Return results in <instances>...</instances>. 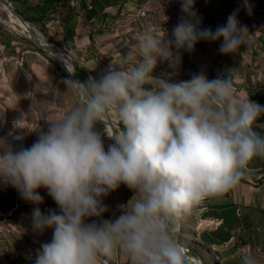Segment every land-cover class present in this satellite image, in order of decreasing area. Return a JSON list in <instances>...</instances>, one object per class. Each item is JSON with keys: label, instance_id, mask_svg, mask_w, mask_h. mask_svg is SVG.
<instances>
[{"label": "clouds", "instance_id": "1", "mask_svg": "<svg viewBox=\"0 0 264 264\" xmlns=\"http://www.w3.org/2000/svg\"><path fill=\"white\" fill-rule=\"evenodd\" d=\"M195 0H179L171 29H145L134 63L111 61L97 77L66 79L74 103L48 121L47 130L28 129L20 118L0 136V185L30 202L34 233L52 229L32 264H109L117 253L130 264H189L173 226L206 198L234 187L248 162L264 156V135L253 127L264 106L234 93L227 77L203 72L170 81L154 76L158 61L177 69L182 51L199 41H219L218 52L235 53L246 44L247 27L237 10L226 22L201 27ZM243 7L251 14L248 0ZM125 55H128L126 53ZM40 91H44L41 86ZM118 127L105 148L101 122ZM36 131L27 147L14 145ZM121 184L133 195L114 220L93 219L107 211L102 198ZM45 189L57 208L41 211ZM241 264H256L247 250Z\"/></svg>", "mask_w": 264, "mask_h": 264}, {"label": "crops", "instance_id": "2", "mask_svg": "<svg viewBox=\"0 0 264 264\" xmlns=\"http://www.w3.org/2000/svg\"><path fill=\"white\" fill-rule=\"evenodd\" d=\"M11 3L27 21L44 26L61 49L75 57L79 72L86 75L84 81L97 77L111 61L134 63L137 59L136 43L145 29L159 34L167 31L170 36L180 14L179 0H11ZM243 4L244 0H195L194 3L201 17V27L213 29L224 24L227 16L238 9L237 19L247 27L248 33L245 34L246 44L235 53L218 52L219 41H199L192 51H182L177 69L158 61L153 75L164 76L170 81L189 79L191 74L198 72L205 73L210 79L228 76L237 96L248 97L264 106V0H248L251 14ZM143 11L145 14L141 15ZM23 43L24 40L0 25V55H15L18 59L0 68V136L7 135L12 122L22 114L21 123L25 127H39L46 131V118L64 110L58 105L57 94L50 93L43 83L36 70L39 69L38 63L27 56L30 50L24 48ZM22 53L26 54V60ZM33 73L34 81L31 80ZM41 86L45 92L39 90ZM111 118L116 121L115 117ZM253 127L264 135V115ZM98 129L102 133L107 131ZM13 132L26 133L21 141L25 147L37 136L36 131L27 129H13ZM104 142L106 148L111 138L107 137ZM38 191L44 197L39 205L41 211L55 210L57 205L45 189ZM132 195V190L121 184L102 198L107 211L99 218H88V221L114 220L123 211L119 205L126 203ZM32 207L17 190L0 188V253L25 244L35 245L38 249L41 243L51 239V228L42 234L32 231ZM195 208L190 213L197 212L199 221L192 224L189 213L175 223L173 230L176 238L184 236L182 227L187 239L189 235L193 236L198 247L191 249H198L194 255L202 262L205 260L208 264L209 260H214V255L220 264H241L242 255L247 250L255 257L256 264H264V156H255L248 162L234 187L204 199ZM202 213L207 215L203 217ZM194 228L198 231L196 235L192 233ZM201 231L216 232L217 240L219 236L228 235V238L215 243L206 242L201 238ZM0 264L31 263L20 257L11 261L0 259ZM109 264L130 262L126 256L117 253Z\"/></svg>", "mask_w": 264, "mask_h": 264}, {"label": "rangeland", "instance_id": "3", "mask_svg": "<svg viewBox=\"0 0 264 264\" xmlns=\"http://www.w3.org/2000/svg\"><path fill=\"white\" fill-rule=\"evenodd\" d=\"M11 2V0H9ZM14 4V3H13ZM145 12H141V15H144ZM8 13L5 10L0 9V25L5 27L11 34L15 35L16 38H21L22 40H24L25 44L24 48H29L30 52L27 56H30V58H33L37 61L38 63V67L39 69H36L39 72V76L42 77L43 83L46 84L48 86V89L51 92H55L57 94V99H58V105L62 106L64 109L71 106L74 101H75V96L71 93L66 91V85L64 83V81L66 79H69L68 74L66 73V71L57 63L56 60H54L53 58H51V55H49V53L43 49V51H39L37 49V47L42 48L41 46H39L38 44H35L31 39H29L25 34H20L19 32L15 31L12 27H10L9 25L6 24L5 20H8ZM30 24V25H29ZM27 24L29 26V28L27 27L26 29L30 31H34L36 33H38L39 35H44L45 37L48 38V41L52 44H54L55 46L61 48L54 40L53 36L51 34H48L45 30L44 26H41L40 24L34 23L32 22ZM69 54V53H68ZM71 56V54H69ZM23 57H25L26 60V54L22 53ZM6 57V56H5ZM8 57V56H7ZM73 62L76 64V77L78 80H80L81 82H83L85 80L86 75H84L82 72H79V70L77 71V62L75 61V57L71 56ZM26 67V66H25ZM27 68V67H26ZM27 73H30L29 70H27ZM31 80L34 81L36 79V77L33 75L31 76ZM49 93V94H50ZM59 111H57V115L59 114ZM53 116V113H52ZM114 122H116L113 118H111ZM117 123V122H116ZM97 128H105V125L103 124V122H101L100 124L97 125ZM109 131L107 130L105 133H102L104 137L103 140H105L107 137L110 138L109 136ZM198 206V205H196ZM197 208V207H196ZM195 208V209H196ZM199 214H197V212H192L190 213V221L193 222L192 224H195L196 221H199ZM182 231H183V235H181L182 237L176 238L182 245H184L187 249L190 248V250H188V255L195 259L196 262L198 264H205L206 261L201 260V258H198L197 256L194 255V253L196 252V249L198 247L197 243L195 242L196 240L193 238L192 235H189L188 239L185 237V233L182 227ZM202 232V231H201ZM192 233L194 235L198 234V231L194 230L192 231ZM182 238V239H181ZM191 239V240H190ZM187 244V246H186ZM25 245H31V244H25ZM23 245V246H25ZM195 249H191L192 247H195ZM18 247V246H17ZM14 247V248H17ZM12 248V249H14ZM9 249V248H8ZM195 250V251H194ZM208 252H211L210 249H207ZM202 252V251H201ZM212 253V252H211ZM213 255V253H212ZM211 255V256H212ZM205 259L208 258V256L204 257ZM214 260H209L208 264H220V260L216 259L215 256L213 255ZM217 260V261H216Z\"/></svg>", "mask_w": 264, "mask_h": 264}, {"label": "water", "instance_id": "4", "mask_svg": "<svg viewBox=\"0 0 264 264\" xmlns=\"http://www.w3.org/2000/svg\"><path fill=\"white\" fill-rule=\"evenodd\" d=\"M0 3L3 4L4 6L10 8L13 12V15L18 17L21 22H23L25 24H28V23L32 24L31 21H27L22 16V14L20 12H18V10L14 7V5L9 0H0ZM26 36L29 39H31L35 44H38L39 46H41L42 49L46 50L49 53V55H51V58L56 60L57 63L66 71V73L69 76V79L77 80L76 67H75L76 64L73 62L72 57L68 53L63 51L61 48L55 46L54 44L50 43L48 41V38L45 37L44 35H39L38 33L34 32V31H30V32L28 31V34ZM69 60H70L71 64L67 65ZM111 126L114 128L113 122H112ZM115 127H117V126H115ZM185 249H186V251H188L186 247H185ZM189 264H198V263L196 262L195 259H193L189 256Z\"/></svg>", "mask_w": 264, "mask_h": 264}, {"label": "built area", "instance_id": "5", "mask_svg": "<svg viewBox=\"0 0 264 264\" xmlns=\"http://www.w3.org/2000/svg\"><path fill=\"white\" fill-rule=\"evenodd\" d=\"M18 61L17 57L15 55H8V57H5L3 55H0V68H4L9 63ZM21 63V62H20ZM14 145H20L22 144L21 141H13ZM0 188L5 189H15L11 186H4L0 185ZM16 190V189H15ZM36 246L35 245H25L21 247H17L14 249H6L5 251H2L0 253V259L3 260H15L17 258L23 257L27 262H30L32 264V258L35 255L36 252Z\"/></svg>", "mask_w": 264, "mask_h": 264}, {"label": "bare ground", "instance_id": "6", "mask_svg": "<svg viewBox=\"0 0 264 264\" xmlns=\"http://www.w3.org/2000/svg\"><path fill=\"white\" fill-rule=\"evenodd\" d=\"M0 9L5 10L8 13V20H5L7 25H9L10 27H12L15 31L21 33V34H28V29H26L27 27L29 28V26L23 22L20 21V19L16 16L13 15V12L10 8L4 6L3 4L0 3ZM29 24V23H28ZM30 25V24H29ZM70 65V60L68 61L67 65ZM111 118V117H110ZM114 127L117 126L118 124L116 122H114L112 120ZM103 124L105 125V127L107 128V130L110 132L109 134H112L113 131V127L111 125H108L106 122H103Z\"/></svg>", "mask_w": 264, "mask_h": 264}, {"label": "trees", "instance_id": "7", "mask_svg": "<svg viewBox=\"0 0 264 264\" xmlns=\"http://www.w3.org/2000/svg\"><path fill=\"white\" fill-rule=\"evenodd\" d=\"M37 49H38L39 51H43L42 48L37 47ZM78 70H79V69L77 68V71H78ZM206 215H207V214L202 213V216H203V217H205ZM215 234H216V232H214V231H210L209 233L206 232V231H203V232L201 233V238H202V240H204V241H206V242H210V243H215V242H217V241L225 240V239L228 238V235H227V236H219V239L217 240V239L215 238Z\"/></svg>", "mask_w": 264, "mask_h": 264}]
</instances>
